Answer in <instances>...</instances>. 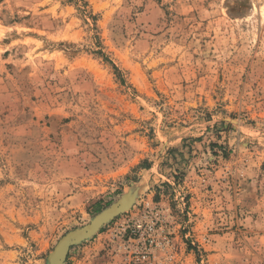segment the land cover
<instances>
[{
	"label": "rangeland",
	"instance_id": "374dc122",
	"mask_svg": "<svg viewBox=\"0 0 264 264\" xmlns=\"http://www.w3.org/2000/svg\"><path fill=\"white\" fill-rule=\"evenodd\" d=\"M129 190L64 264H264V0H0V264Z\"/></svg>",
	"mask_w": 264,
	"mask_h": 264
},
{
	"label": "water",
	"instance_id": "95a60500",
	"mask_svg": "<svg viewBox=\"0 0 264 264\" xmlns=\"http://www.w3.org/2000/svg\"><path fill=\"white\" fill-rule=\"evenodd\" d=\"M134 197L135 194H125L122 198L115 204H112L107 209L103 210L99 214H97L90 223L85 225L82 228L75 229L70 231L64 237H62L59 242L57 243L54 251L49 255L48 262L49 264H55L53 262V256H55V252L57 251L58 246L61 242H65L66 244V251L59 257L58 264H64L67 252L72 245L82 243L89 238H91L96 232H98L105 224L109 223L112 219L116 216L124 213L125 211L129 210L134 204ZM111 212L110 216L100 222H97L101 216L104 214Z\"/></svg>",
	"mask_w": 264,
	"mask_h": 264
},
{
	"label": "built area",
	"instance_id": "2783aa9c",
	"mask_svg": "<svg viewBox=\"0 0 264 264\" xmlns=\"http://www.w3.org/2000/svg\"><path fill=\"white\" fill-rule=\"evenodd\" d=\"M139 229L142 228L143 224H138L137 225ZM148 230L150 232L148 238H146L142 243L143 245H145L142 248L147 249L148 247L151 248L153 246V244L157 245V241L156 238L153 236L156 232H158V229L152 225V226H148ZM129 239H132V237H130ZM133 253L137 254L136 260H130L128 262H125L124 264H151L150 260H149V254L148 251H144V250H140L138 247H136V249H134Z\"/></svg>",
	"mask_w": 264,
	"mask_h": 264
},
{
	"label": "bare ground",
	"instance_id": "6f19581e",
	"mask_svg": "<svg viewBox=\"0 0 264 264\" xmlns=\"http://www.w3.org/2000/svg\"><path fill=\"white\" fill-rule=\"evenodd\" d=\"M128 192H129V194H135V193H136V192L133 191V190H129ZM127 194H128V193H127ZM110 214H112V213H111V212H108V213L104 214L103 216H101V218H99V219L97 220V222H100V221H102V220L108 218V217L110 216ZM65 251H66V244H65V242H61L60 245H59L58 248H57V251L55 252V256H53V257H54V258H53V262H54L55 264H58V259H59V257H60Z\"/></svg>",
	"mask_w": 264,
	"mask_h": 264
}]
</instances>
